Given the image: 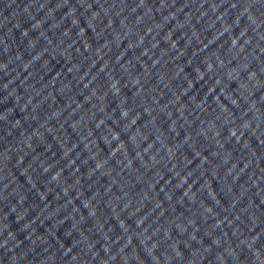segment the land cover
I'll use <instances>...</instances> for the list:
<instances>
[{"label": "water", "instance_id": "95a60500", "mask_svg": "<svg viewBox=\"0 0 264 264\" xmlns=\"http://www.w3.org/2000/svg\"><path fill=\"white\" fill-rule=\"evenodd\" d=\"M0 264H264V0H0Z\"/></svg>", "mask_w": 264, "mask_h": 264}, {"label": "clouds", "instance_id": "9594fccd", "mask_svg": "<svg viewBox=\"0 0 264 264\" xmlns=\"http://www.w3.org/2000/svg\"><path fill=\"white\" fill-rule=\"evenodd\" d=\"M235 41H233V43H234ZM97 167H99V165L97 166Z\"/></svg>", "mask_w": 264, "mask_h": 264}]
</instances>
